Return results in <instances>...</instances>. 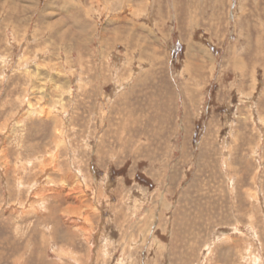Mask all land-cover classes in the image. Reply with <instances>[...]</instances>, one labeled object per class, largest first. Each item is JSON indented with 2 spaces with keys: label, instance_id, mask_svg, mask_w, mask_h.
<instances>
[{
  "label": "rangeland",
  "instance_id": "374dc122",
  "mask_svg": "<svg viewBox=\"0 0 264 264\" xmlns=\"http://www.w3.org/2000/svg\"><path fill=\"white\" fill-rule=\"evenodd\" d=\"M91 2L0 0V264H264V0Z\"/></svg>",
  "mask_w": 264,
  "mask_h": 264
},
{
  "label": "bare ground",
  "instance_id": "6f19581e",
  "mask_svg": "<svg viewBox=\"0 0 264 264\" xmlns=\"http://www.w3.org/2000/svg\"><path fill=\"white\" fill-rule=\"evenodd\" d=\"M101 1L102 0H92V2L89 4V6L87 7V8H85L86 9V16L85 17H87L86 19L87 20H94V15L96 14V16H98L100 13H101V11L102 10H105L106 9V6L108 5H105V7H100V5H101ZM70 2V1H69ZM73 2V1H72ZM78 2V1H77ZM117 2V1H116ZM122 3L123 4H125V7L128 5L129 6V8L128 9H131L130 8V6L132 7V5H130V4H132L131 3V0H122ZM71 4V3H70ZM81 4V3H80ZM104 4H106V3H104ZM110 5V4H109ZM76 6V5H75ZM127 6V7H128ZM25 7V6H24ZM27 9V8H26ZM70 9V8H69ZM7 11V10H6ZM24 11V13H25V10H23ZM129 11V10H128ZM54 14V13H53ZM101 15V14H100ZM82 24V23H81ZM86 24V23H85ZM92 27V26H91ZM85 29L87 30V27H85ZM91 29V28H90ZM90 29H88L89 31H90ZM37 30H39V29H37ZM47 30V29H46ZM92 31H93V29H92ZM102 31V30H101ZM150 31V30H149ZM37 32V31H36ZM54 32V31H53ZM103 36V35H102ZM118 36V35H117ZM88 37V36H87ZM68 38V37H67ZM103 39V38H102ZM65 40V39H64ZM72 41V40H71ZM19 42H20V40H19ZM42 43V42H41ZM39 46V45H38ZM70 46V45H69ZM71 47V46H70ZM54 48V47H53ZM156 52V51H155ZM67 53V52H66ZM28 60V59H27ZM79 60V59H78ZM27 63V62H26ZM56 63V62H55ZM241 64V63H240ZM49 65H50V63H49ZM26 69V68H25ZM50 69V68H49ZM244 71V70H243ZM27 73V72H26ZM38 74V73H37ZM253 76H254V79H255V74H253ZM36 82V81H35ZM130 82V81H129ZM119 89V88H118ZM41 98V97H40ZM43 108V107H42ZM44 112H45V110H44ZM44 112H42V113H44ZM12 114V113H11ZM51 114V113H50ZM50 117H52V116H50ZM52 120V119H51ZM25 138V137H24ZM73 155V154H72ZM76 161V160H75ZM28 162V161H27ZM56 164V163H55ZM43 165V164H42ZM60 170V169H59ZM45 172H46V170H45ZM59 174V173H58ZM46 176V175H45ZM44 178V177H43ZM21 179V178H20ZM39 179H41V178H39ZM22 180V179H21ZM19 181V180H18ZM19 182H22V181H19ZM52 185V184H51ZM24 186V185H23ZM76 187V186H75ZM63 188V187H62ZM61 188V189H62ZM77 188V187H76ZM76 188H75V190H76ZM55 189V188H54ZM74 190V189H73ZM58 191V190H57ZM61 191H65L66 193H67V195H70V194H72L73 192H72V190L70 189V188H67V187H64V189H62V190H59V192H61ZM58 192V193H59ZM76 193V192H75ZM69 197V196H68ZM71 197V196H70ZM76 197V196H75ZM72 198H73V196H72ZM79 199V197H76V199ZM74 200V199H73ZM78 201H80V200H78ZM27 202V201H26ZM83 202V201H82ZM232 202V201H231ZM27 206V205H26ZM76 206H78V205H76ZM79 206H81V204L79 205ZM82 207V206H81ZM88 209V208H87ZM37 211V210H36ZM73 217V216H72ZM86 235V234H85ZM239 239V238H238ZM238 241V240H237ZM238 246V245H237ZM208 259V258H207Z\"/></svg>",
  "mask_w": 264,
  "mask_h": 264
}]
</instances>
